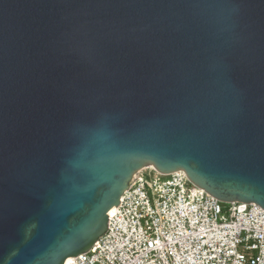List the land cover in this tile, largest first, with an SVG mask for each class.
<instances>
[{"label": "water", "instance_id": "95a60500", "mask_svg": "<svg viewBox=\"0 0 264 264\" xmlns=\"http://www.w3.org/2000/svg\"><path fill=\"white\" fill-rule=\"evenodd\" d=\"M264 209V0H0V264H69L142 173Z\"/></svg>", "mask_w": 264, "mask_h": 264}, {"label": "built area", "instance_id": "2783aa9c", "mask_svg": "<svg viewBox=\"0 0 264 264\" xmlns=\"http://www.w3.org/2000/svg\"><path fill=\"white\" fill-rule=\"evenodd\" d=\"M154 175L142 173L108 233L70 264H264L262 207L220 202L183 171Z\"/></svg>", "mask_w": 264, "mask_h": 264}, {"label": "bare ground", "instance_id": "6f19581e", "mask_svg": "<svg viewBox=\"0 0 264 264\" xmlns=\"http://www.w3.org/2000/svg\"><path fill=\"white\" fill-rule=\"evenodd\" d=\"M115 210L116 209H114L113 211H112V214L115 212ZM72 262V259H70L69 261H68V263L70 264Z\"/></svg>", "mask_w": 264, "mask_h": 264}, {"label": "rangeland", "instance_id": "374dc122", "mask_svg": "<svg viewBox=\"0 0 264 264\" xmlns=\"http://www.w3.org/2000/svg\"><path fill=\"white\" fill-rule=\"evenodd\" d=\"M147 177V176H146ZM148 179H150V178H157V175H154V176H152V177H147Z\"/></svg>", "mask_w": 264, "mask_h": 264}]
</instances>
